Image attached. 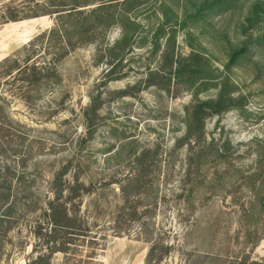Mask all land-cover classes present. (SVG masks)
Segmentation results:
<instances>
[{"label": "rangeland", "instance_id": "rangeland-1", "mask_svg": "<svg viewBox=\"0 0 264 264\" xmlns=\"http://www.w3.org/2000/svg\"><path fill=\"white\" fill-rule=\"evenodd\" d=\"M53 1L0 0V13H44L0 24V60L49 66L63 45L50 30L68 11L47 14ZM79 1L81 43L73 37L38 84L1 88L0 169L12 173L0 175L11 185L0 264H144L156 244L167 253L155 264H264V0ZM177 59L196 61L200 76L174 78ZM224 92L242 106L199 131L193 103ZM55 194L75 220L69 231L47 216ZM52 239L61 250L49 254Z\"/></svg>", "mask_w": 264, "mask_h": 264}, {"label": "trees", "instance_id": "trees-1", "mask_svg": "<svg viewBox=\"0 0 264 264\" xmlns=\"http://www.w3.org/2000/svg\"><path fill=\"white\" fill-rule=\"evenodd\" d=\"M82 2L84 3V1ZM51 4L54 6V8L52 10L47 9L49 10L47 11V14H51L54 12L60 13L62 11H65L66 9L68 11L65 13L58 14V18H60L59 22H56V25L53 27L52 30H50L59 34L63 45L57 52L53 53L52 58L49 59V66L46 65L45 67H41L36 63H28V57L24 59H19L18 57H11L8 59L0 60V142L3 138L6 137L9 129V124L6 122V117L8 116L6 111L8 100H6L4 94H1L2 86H7L8 83H12L9 81L10 78H12V81L20 83L21 85H19V87H21L22 84H26L27 86L38 84L44 76V71L46 69L54 70L56 63L75 46L74 43H71L73 42V37H75V40H77L76 44H79L81 43V40H83L82 36H84L85 33L87 34L88 13L76 10L78 6H81V1L59 0L56 3V1L54 0ZM105 5L106 11L108 12L107 16H109V18L115 16V11L110 10L112 5L110 3H107ZM256 9L257 6H254V10L252 8V14H256ZM262 12L264 14V7L262 8ZM40 14L44 13H24L23 11H17L16 9L5 7V10H2V13H0V24H4L9 21H18L26 18L36 17ZM253 18L256 19L257 16H253ZM113 23L114 20L110 21L109 24L106 25V27H109ZM41 35H43V33H40V36ZM84 40H86V38ZM255 42L263 43L262 40L259 39H256ZM116 46L123 47V43H119ZM245 52V46L239 47L238 49H234L233 51H231L229 56V63H235L238 57L244 55ZM183 61L181 59H177L175 61L177 67L174 70L170 71V74L173 75L174 78H177L180 74L184 75V72H186L188 78H195L200 76L202 71L200 68L197 67L196 61L191 60L189 61V63L187 62V64H184ZM183 65H186L187 67H183ZM233 106L240 107L242 106V103L239 100L231 98L229 92L220 93L219 96L214 100H197L193 103L191 107V111L189 112V120L191 123L196 122L200 131L203 126L204 119L207 116L223 112L224 110ZM7 173L9 175L12 173V171L9 169V166L0 169V175L6 176ZM58 177H60V174L57 175V178ZM10 192V183H8V181H0V201H2L3 204L8 201ZM71 196L72 194L69 193L66 196L67 199L65 200L69 202L71 200ZM60 197V194H55V197L50 202L48 201L49 206L47 216L51 220L53 231H55L56 229L69 231V229L74 228L73 224L75 220L67 216L66 204L63 202H59ZM259 199L261 203V211L264 212V198L260 197ZM252 210L253 209H251V213L248 219L250 220L249 222H252L254 224L257 220V217L255 216V213L252 212ZM262 221L264 224V217ZM253 231L256 232L257 229H248L247 232L248 234H250ZM45 236L47 237V235ZM49 237L52 238L50 235ZM54 240L55 239H52L53 242ZM52 244V247H50V249L48 250L49 254L54 252L55 250H61V248L56 245V241ZM165 253H167V247L158 244H156L155 246H151L147 251L144 264H155L160 262V260L162 259V255ZM41 260V256L37 255L36 258L32 259L30 264H40ZM238 264L258 263L252 260L247 261V259L244 258L240 260Z\"/></svg>", "mask_w": 264, "mask_h": 264}, {"label": "crops", "instance_id": "crops-1", "mask_svg": "<svg viewBox=\"0 0 264 264\" xmlns=\"http://www.w3.org/2000/svg\"><path fill=\"white\" fill-rule=\"evenodd\" d=\"M15 23H17V22H13L12 24H15Z\"/></svg>", "mask_w": 264, "mask_h": 264}]
</instances>
